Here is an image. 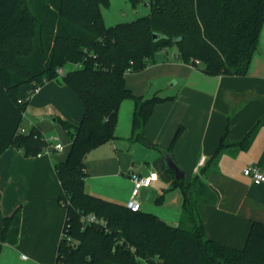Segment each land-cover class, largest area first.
<instances>
[{
	"label": "trees",
	"instance_id": "1",
	"mask_svg": "<svg viewBox=\"0 0 264 264\" xmlns=\"http://www.w3.org/2000/svg\"><path fill=\"white\" fill-rule=\"evenodd\" d=\"M108 5L109 0H0V156L11 148L37 156L47 146L39 130L20 132L28 105L21 89L27 96L35 86L62 78L85 107L79 125L58 120L72 146L66 160L55 165L62 200L68 203L55 264H264L262 222H252L242 249L207 236L200 201L208 185L200 176L184 191L177 226L85 189V159L115 138L123 101L136 102L137 138H143L155 107L164 101L136 97L127 87V74L144 70L159 51L176 47L185 63L199 60L210 76L246 75L260 47L264 0H150L147 16L110 27L102 14ZM68 64L75 68L61 75ZM262 127L264 115L239 141L225 134L201 175L218 172L223 154L247 150ZM181 184L182 179H174V187ZM206 201L215 203L216 196ZM89 214L105 220L106 228L84 227L82 216ZM21 223V207L3 217V244L19 243Z\"/></svg>",
	"mask_w": 264,
	"mask_h": 264
},
{
	"label": "crops",
	"instance_id": "2",
	"mask_svg": "<svg viewBox=\"0 0 264 264\" xmlns=\"http://www.w3.org/2000/svg\"><path fill=\"white\" fill-rule=\"evenodd\" d=\"M60 79L46 82L39 93L27 99L22 127L58 137L64 149L56 152L51 145L37 156L27 157L11 148L0 156V247L6 245L1 239L3 217L21 207L20 240L13 247L23 242L34 243L33 257L18 256L22 264H55L63 232L66 211L61 209L60 201L64 192L61 196L55 165L66 160L72 140L58 120L79 125L85 107ZM126 84L136 97L147 99L150 94L165 92L168 102L155 107L144 127L143 138H137L133 133L136 102L123 101L115 138L91 151L85 159L86 191L126 205L134 187V175L155 171L159 180L140 192L141 211L177 226L186 203L184 191L200 176L208 185L205 198L200 201L207 236L242 249L252 222L264 223V182L255 184L243 173L249 166H258L264 173V127L247 150L236 155L223 154L218 172L211 171L206 176L201 172L225 134L231 141H239L264 115V25L259 50L246 75L210 76L201 66L185 63L177 48L172 47L156 54L154 62L144 70L127 74ZM21 96L26 97L23 89ZM179 130L181 133L168 152L166 149ZM152 157L154 162L146 165ZM167 159H173L184 175L180 186H173L175 173L173 177L169 172ZM118 180L126 181L125 190L118 188ZM187 193L191 197L190 191ZM214 195L215 203L206 201L213 200Z\"/></svg>",
	"mask_w": 264,
	"mask_h": 264
},
{
	"label": "rangeland",
	"instance_id": "3",
	"mask_svg": "<svg viewBox=\"0 0 264 264\" xmlns=\"http://www.w3.org/2000/svg\"><path fill=\"white\" fill-rule=\"evenodd\" d=\"M150 0H139L138 3L134 4L132 0H109V5L102 7V14L104 18L105 25L110 27L114 26L120 23H128L131 21H134L140 17L147 16L151 9L149 5ZM169 49V48H168ZM159 52H162L159 51ZM158 52V53H159ZM157 53V54H158ZM75 68L74 65L68 64L62 70L66 73L68 71H71ZM133 74V73H129ZM60 82L64 84L63 79H60ZM169 90V89H167ZM165 92L159 93L157 97L164 99V101L160 102L159 104H164L168 102V99L166 98L167 94H164ZM156 95L150 94L148 98H153ZM147 98V99H148ZM127 103H124L123 106H126ZM123 111L126 112V107H123ZM123 124H125V120L122 121ZM151 154L155 155L157 154L156 151H150ZM154 157L149 160L151 163H146V165L150 166L154 162ZM168 165V164H167ZM143 165H141L142 167ZM192 179V178H191ZM118 188L125 190L126 189V181L118 180L117 181ZM63 195V189L61 188V196ZM61 207V206H60ZM63 209V208H61ZM31 245L34 248V243H21L18 247H13L10 245H4L0 247V264H22L19 259L21 257V254H25L28 257H33L34 255L31 254ZM23 248H25L23 250ZM18 251V252H17Z\"/></svg>",
	"mask_w": 264,
	"mask_h": 264
},
{
	"label": "built area",
	"instance_id": "4",
	"mask_svg": "<svg viewBox=\"0 0 264 264\" xmlns=\"http://www.w3.org/2000/svg\"><path fill=\"white\" fill-rule=\"evenodd\" d=\"M191 66H201V62L199 60H192ZM59 73L61 75L64 74L63 70H59ZM41 90V86H35L31 92L25 97L24 100L29 99L32 95L39 93ZM23 99H20V102H22ZM20 132L22 134H28L29 131H27L25 128H21ZM37 138V137H36ZM41 139L44 140L48 146H53L56 152H61L64 147L62 143L59 141L58 137L55 136H45L41 134ZM243 173L245 176L250 177L255 184H261L264 182V173L261 171V169L258 166H249L246 167L243 170ZM159 180V174L155 171L149 172L147 175H134L133 177V183L134 187L132 190V194L130 199L128 200L126 207L132 211H140L141 210V203L139 200V195L142 189L150 187L154 182ZM60 205L63 209L66 208L68 205L67 201L65 199L61 200ZM82 223L83 226H88L91 224H97L99 226L106 228V221L98 218L95 214H89L82 216ZM141 264H147V263H141Z\"/></svg>",
	"mask_w": 264,
	"mask_h": 264
},
{
	"label": "water",
	"instance_id": "5",
	"mask_svg": "<svg viewBox=\"0 0 264 264\" xmlns=\"http://www.w3.org/2000/svg\"><path fill=\"white\" fill-rule=\"evenodd\" d=\"M156 37V36H155ZM168 168L173 170L175 173V178L177 180L182 179L184 177L183 173L181 172L180 168L176 164V162L173 159H167ZM140 172H138L139 174Z\"/></svg>",
	"mask_w": 264,
	"mask_h": 264
}]
</instances>
